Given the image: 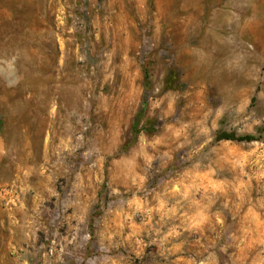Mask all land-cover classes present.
I'll return each mask as SVG.
<instances>
[{"label":"rangeland","instance_id":"obj_1","mask_svg":"<svg viewBox=\"0 0 264 264\" xmlns=\"http://www.w3.org/2000/svg\"><path fill=\"white\" fill-rule=\"evenodd\" d=\"M0 180L12 264H264V0H0Z\"/></svg>","mask_w":264,"mask_h":264},{"label":"crops","instance_id":"obj_2","mask_svg":"<svg viewBox=\"0 0 264 264\" xmlns=\"http://www.w3.org/2000/svg\"><path fill=\"white\" fill-rule=\"evenodd\" d=\"M1 182V180H0ZM5 195L0 192V264H12L11 240L6 239V221L10 211L5 204Z\"/></svg>","mask_w":264,"mask_h":264},{"label":"trees","instance_id":"obj_3","mask_svg":"<svg viewBox=\"0 0 264 264\" xmlns=\"http://www.w3.org/2000/svg\"><path fill=\"white\" fill-rule=\"evenodd\" d=\"M145 104L146 101L145 99L142 100L141 105L139 107V110L135 113L134 118H133V122L131 125V139L125 143V147L130 146L135 137L138 135L139 133V129H138V123L141 120V118L143 117L144 114V110H145ZM216 140H221V139H230V140H235V141H252V140H257V137L253 134H244V135H235L234 133H229L226 131H220L215 135Z\"/></svg>","mask_w":264,"mask_h":264}]
</instances>
